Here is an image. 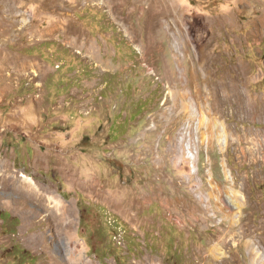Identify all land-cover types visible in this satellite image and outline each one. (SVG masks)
<instances>
[{
    "label": "rangeland",
    "instance_id": "1",
    "mask_svg": "<svg viewBox=\"0 0 264 264\" xmlns=\"http://www.w3.org/2000/svg\"><path fill=\"white\" fill-rule=\"evenodd\" d=\"M12 172L0 264H264V0H0Z\"/></svg>",
    "mask_w": 264,
    "mask_h": 264
},
{
    "label": "bare ground",
    "instance_id": "2",
    "mask_svg": "<svg viewBox=\"0 0 264 264\" xmlns=\"http://www.w3.org/2000/svg\"><path fill=\"white\" fill-rule=\"evenodd\" d=\"M142 3V2H141ZM169 24H171V23H169ZM171 26V25H170ZM171 28V27H170ZM196 40V39H195ZM197 62H198V60H197ZM201 62V61H200ZM198 64V63H197ZM196 69L198 70V69H200V68H198L197 67V65H196ZM199 71V70H198ZM200 71H199V73H197L196 74V86H198L197 88H198V94H197V97H198V95H199V97H201V95H202V89H201V81H200ZM215 87V86H214ZM218 87V86H217ZM216 89V88H215ZM220 89V88H219ZM197 90V89H196ZM216 91H217V89H216ZM218 93V92H217ZM219 95V94H218ZM198 97V98H199ZM218 98H220V97H218ZM223 98V97H222ZM226 101V100H225ZM232 101V100H231ZM230 101V102H231ZM229 102V101H228ZM220 103V102H219ZM222 103V102H221ZM6 172V171H5ZM0 176H4L5 178H6V180H5V184L8 186V188H9V190H11V192H13V193H17V194H19L20 195V197L21 198H24V196L25 195H28L29 196V198H26V199H37L36 201H38V202H40V204L39 205H41V206H44L43 204H44V199H42L41 197H39L38 196V194L36 195V191H35V189L34 190H32V187L31 186H29V187H27V189H26V186L24 187V185H26V184H23V183H25L24 181H23V183H20L19 181H17V178H18V174L16 173V172H12V173H10V174H7V175H3V174H1ZM24 176V175H23ZM26 176V175H25ZM2 178V177H1ZM20 178V177H19ZM2 180V179H1ZM26 181V180H25ZM28 181V180H27ZM29 183V182H28ZM32 184V183H31ZM33 186H34V184H33ZM37 187V186H36ZM38 189V188H37ZM38 191V190H37ZM40 192V191H39ZM40 194V193H39ZM43 194V193H42ZM36 196V197H35ZM43 196H45V195H43ZM45 198V197H44ZM47 199V198H46ZM46 201V200H45ZM49 202V201H48ZM60 207V206H59ZM51 209H47V212H48V214L50 215H53V216H55V219L56 220H58V219H60V224H62L63 225V227L66 229V228H70L71 226H72V222L70 221L71 220V212L70 213H67V210H65V208L63 209V211H61V213L60 214H56L55 213V211H54V208L53 207H50ZM55 209H57V207L55 208ZM59 209V208H58ZM61 209V208H60ZM60 211V210H59ZM58 213V212H57ZM68 218V220H65V219H67ZM62 221V222H61ZM263 255V254H262ZM263 257V256H262ZM263 259V258H262ZM262 262V261H261ZM264 262V261H263Z\"/></svg>",
    "mask_w": 264,
    "mask_h": 264
}]
</instances>
